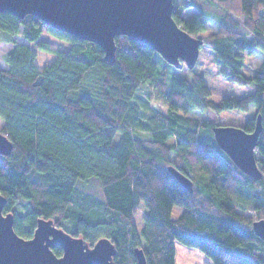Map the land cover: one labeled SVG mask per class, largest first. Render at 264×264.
I'll use <instances>...</instances> for the list:
<instances>
[{
    "label": "trees",
    "instance_id": "16d2710c",
    "mask_svg": "<svg viewBox=\"0 0 264 264\" xmlns=\"http://www.w3.org/2000/svg\"><path fill=\"white\" fill-rule=\"evenodd\" d=\"M208 1L222 10L224 24L204 44L223 77L254 84L252 94L215 102L203 73H172V65L145 42L117 38L116 61L109 62L100 45L34 14L21 19L0 13V32L13 44L5 56L8 67H0V131L14 145L9 155L0 154V192L20 236L32 238L43 217L91 245L111 238L115 264H138L137 248L148 264H176V241L200 249L214 264H264V241L253 231V222L264 218V62L252 77L242 70L246 54L264 52V0ZM191 6L194 0H174L173 17L196 37L207 31L205 10L184 18ZM45 31L70 47L42 40ZM38 50L57 59L40 68ZM252 107L256 114L243 128L254 131L262 115L257 180L219 147L217 124L190 115ZM170 165L193 181L192 192L168 171ZM94 177L103 198L78 187ZM140 204L146 210L139 231ZM175 206L185 207L178 218ZM53 252L64 253L59 246Z\"/></svg>",
    "mask_w": 264,
    "mask_h": 264
},
{
    "label": "water",
    "instance_id": "95a60500",
    "mask_svg": "<svg viewBox=\"0 0 264 264\" xmlns=\"http://www.w3.org/2000/svg\"><path fill=\"white\" fill-rule=\"evenodd\" d=\"M1 12L21 19L34 14L54 29L100 45L109 62L116 61V39L128 36L150 45L175 68L194 69L205 43L174 19V0H0ZM262 130L261 114L252 132L238 125H213L219 147L256 180L262 179L257 156ZM13 149L11 139L0 131V154L7 156ZM168 171L193 191V181L185 173L173 165ZM6 203L0 192V264H115L117 249L111 238L100 237L91 245L57 226L54 219L39 218L32 238L20 236L13 212L3 211ZM253 231L264 241V218L253 222ZM57 246L64 251L62 256L53 252ZM135 253L138 264H148L143 248Z\"/></svg>",
    "mask_w": 264,
    "mask_h": 264
},
{
    "label": "rangeland",
    "instance_id": "374dc122",
    "mask_svg": "<svg viewBox=\"0 0 264 264\" xmlns=\"http://www.w3.org/2000/svg\"><path fill=\"white\" fill-rule=\"evenodd\" d=\"M195 6H191L182 13V16L185 18L190 17L195 11L205 10V23L207 31L201 32L198 34L199 37L205 40L207 36L217 32L221 25L224 24V19L222 17V10L218 6L211 4L208 0H194ZM239 18V17H237ZM242 30V28H241ZM20 41H24V37L20 34L17 36ZM42 40H47L54 47H59L63 50H67L70 47V43L64 39L59 37H55L48 31L42 35ZM33 47L34 44H31ZM13 49V44L8 41L6 34L4 32H0V66L7 64L5 56ZM200 56L198 58V63L196 67L192 70L194 72L203 73L206 79V83L210 86L211 89V98L215 102L221 101L223 98H241L242 96L252 94L255 90V85H238L233 81L223 77L220 73V64L215 60L214 51L210 48L209 45H202L200 48ZM57 59V55L50 51L38 50L37 53V63L40 68L46 66V64L52 63ZM245 65L242 70L247 75L252 77L256 69L259 68L264 62V52H257L255 54H246L245 55ZM164 60V59H163ZM166 61V60H164ZM167 62V61H166ZM170 71L172 73L178 74L182 77L190 76V69L186 66L183 68H175L173 65L170 67ZM148 92V87H145L139 93L140 97L145 98ZM158 108L166 111V106L162 103L153 104ZM255 107H252L249 111H222L221 113H216L214 111L206 110V111H198L194 110L190 113V115L198 118L199 120H206L208 122H213L218 125L226 124V125H238L244 127L246 121L255 116ZM3 123L0 119V128H2ZM78 187L85 193H88L92 196H97L99 198H103L102 195V186L99 183L98 178L94 177L93 179L80 181L78 183ZM145 205L140 204L139 210L135 215V223L138 227L139 231L142 229V225L144 223V213H145ZM185 210L184 206H175L173 209V217L178 218L182 215V212ZM174 246L176 247V264H214L213 260L205 255L200 249L187 246L185 244L176 241Z\"/></svg>",
    "mask_w": 264,
    "mask_h": 264
},
{
    "label": "crops",
    "instance_id": "0c3cea01",
    "mask_svg": "<svg viewBox=\"0 0 264 264\" xmlns=\"http://www.w3.org/2000/svg\"><path fill=\"white\" fill-rule=\"evenodd\" d=\"M7 65H8V64H5V65H3V66H0V67H2V68H3V67H8Z\"/></svg>",
    "mask_w": 264,
    "mask_h": 264
}]
</instances>
